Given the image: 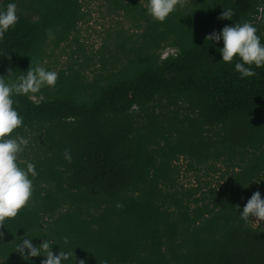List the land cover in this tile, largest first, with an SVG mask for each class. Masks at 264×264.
<instances>
[{
  "label": "trees",
  "instance_id": "1",
  "mask_svg": "<svg viewBox=\"0 0 264 264\" xmlns=\"http://www.w3.org/2000/svg\"><path fill=\"white\" fill-rule=\"evenodd\" d=\"M30 1L32 14L17 15L0 39L6 80L40 64L47 30L64 36L81 18L82 0ZM112 2L136 12L138 29L144 22L127 65L99 82L71 77L52 92L44 87L40 100L13 96L23 121L12 135H33L41 156L31 161L29 201L0 223V264H41L44 256L25 260L17 251L24 235L36 246L49 240L54 254L72 251L74 264H264V221L239 217L253 192L264 198V66L241 78L235 59L222 61V41L205 40L249 21L264 43V0H193L163 21L144 15L136 0ZM227 8L232 16L220 18ZM167 46L176 51L160 58ZM180 101L188 113L178 120L175 108L169 117ZM157 139L164 146L149 148ZM174 154L227 170L217 186L173 188Z\"/></svg>",
  "mask_w": 264,
  "mask_h": 264
},
{
  "label": "clouds",
  "instance_id": "2",
  "mask_svg": "<svg viewBox=\"0 0 264 264\" xmlns=\"http://www.w3.org/2000/svg\"><path fill=\"white\" fill-rule=\"evenodd\" d=\"M178 0H147L146 14L157 21H163L174 10ZM15 0H10L4 7L0 8V39L10 27L14 26L18 16ZM233 14L231 8L223 9L220 18L229 19ZM51 37V30H47ZM205 40L222 41L223 46L219 48L222 61L232 62L235 59L234 69L239 72L240 77L254 74L255 67L264 66V43L257 34L256 27L249 21L224 25L219 33L213 31L206 35ZM58 73L47 70L37 64L31 66L25 72H21L15 80H6L0 76V223L6 218H12L29 201L32 194V178L37 175L35 164L31 161L25 162L21 167L17 162L18 153L22 152L28 141L20 135H12L14 129L22 126L23 117L18 114L13 106L14 95H26L29 99L40 92L44 87H54ZM65 160H71L70 149L64 150ZM116 207H122L120 203ZM239 217L245 223H250V217H255L259 223L264 221V198L259 191L252 193L247 199ZM3 238V233H0ZM65 243L68 237L64 238ZM49 240L43 239L36 246L32 238L24 237L17 243L16 249L21 256L27 260L29 257L44 256L41 264H74L70 250H59L53 253ZM76 264H85L83 259ZM102 264H109L107 259Z\"/></svg>",
  "mask_w": 264,
  "mask_h": 264
},
{
  "label": "rangeland",
  "instance_id": "3",
  "mask_svg": "<svg viewBox=\"0 0 264 264\" xmlns=\"http://www.w3.org/2000/svg\"><path fill=\"white\" fill-rule=\"evenodd\" d=\"M192 1L178 0L176 6L183 9L190 6ZM136 2L144 9L145 15L147 0H136ZM15 3L17 15L29 16L32 14L34 4L30 0H15ZM135 13L125 10L123 7L115 6L112 0H82L80 21L64 36L54 35L46 43L44 55L39 65L58 73L55 86L46 87L47 90L52 92L60 87L62 81L67 82L71 77H76L78 81L84 84L99 82L105 75L127 65L128 58L131 59L136 56L132 48L142 42V39L137 35L141 32L144 22H139L141 27L138 29ZM33 18L35 19L36 16ZM121 41H123V49L119 46ZM175 51V47L167 46L157 52L160 54V58H164ZM43 90L41 89L39 93L34 94L32 99H43L46 96ZM158 103L162 106L166 100L161 99ZM152 105L156 106V111L160 109L157 102L152 103ZM182 107H185V104L180 101L176 107H168L169 111H162H167L169 117H174L171 110L176 108L175 118L179 120L184 117L185 113H188ZM134 109L135 111L138 110L137 108ZM167 137L169 139V135ZM27 141L23 151L18 153V163L32 161L41 156V149L38 150V147L34 145L33 135ZM157 141L158 144H153L149 148H161L166 142L162 139H157ZM154 156L157 160L159 159V155L154 154ZM168 166L173 169L170 176L174 180L173 188L177 189L195 186L206 189L208 186H217L227 170L221 161L198 165L186 154L172 155ZM255 219L253 217L252 221ZM262 222H252V225L257 226Z\"/></svg>",
  "mask_w": 264,
  "mask_h": 264
}]
</instances>
